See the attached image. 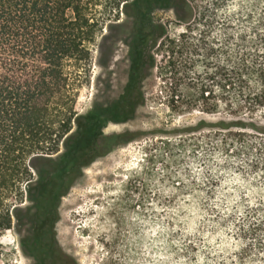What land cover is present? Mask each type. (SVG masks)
<instances>
[{"label": "trees", "instance_id": "1", "mask_svg": "<svg viewBox=\"0 0 264 264\" xmlns=\"http://www.w3.org/2000/svg\"><path fill=\"white\" fill-rule=\"evenodd\" d=\"M156 8L183 29L170 35ZM108 23L127 29L126 80L80 112ZM154 70L172 111L219 116L193 128H209L196 147L222 160L196 185L205 217L186 264H264V0H0V238L23 223L34 264H68L60 200L86 165L134 137L104 127L134 116Z\"/></svg>", "mask_w": 264, "mask_h": 264}, {"label": "rangeland", "instance_id": "2", "mask_svg": "<svg viewBox=\"0 0 264 264\" xmlns=\"http://www.w3.org/2000/svg\"><path fill=\"white\" fill-rule=\"evenodd\" d=\"M151 15L172 36L183 29L171 9L156 8ZM119 17L126 19L124 14ZM109 24L93 46L90 79L78 98L80 112L94 100L119 94L126 80L127 45L121 39L127 29ZM160 89L154 70L143 82L144 102L134 116L104 127L107 134L129 130L134 137L86 165L61 198L55 233L68 264L187 263L185 248L197 243L205 217L196 185L213 172L211 160H222L196 147L197 137L209 128H193L200 119L213 122L219 116L178 114ZM186 127L189 132L183 131ZM217 173L222 184L231 182V171ZM21 226L0 238V264H34L22 247L26 236Z\"/></svg>", "mask_w": 264, "mask_h": 264}]
</instances>
